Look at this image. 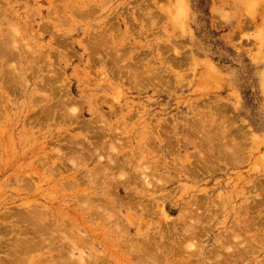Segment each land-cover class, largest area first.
<instances>
[{
    "label": "rangeland",
    "instance_id": "374dc122",
    "mask_svg": "<svg viewBox=\"0 0 264 264\" xmlns=\"http://www.w3.org/2000/svg\"><path fill=\"white\" fill-rule=\"evenodd\" d=\"M0 264H264V0H0Z\"/></svg>",
    "mask_w": 264,
    "mask_h": 264
}]
</instances>
